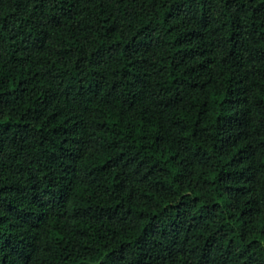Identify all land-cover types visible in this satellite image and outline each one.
I'll return each instance as SVG.
<instances>
[{
  "label": "trees",
  "instance_id": "obj_1",
  "mask_svg": "<svg viewBox=\"0 0 264 264\" xmlns=\"http://www.w3.org/2000/svg\"><path fill=\"white\" fill-rule=\"evenodd\" d=\"M0 264H264V0H0Z\"/></svg>",
  "mask_w": 264,
  "mask_h": 264
}]
</instances>
